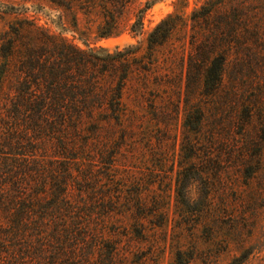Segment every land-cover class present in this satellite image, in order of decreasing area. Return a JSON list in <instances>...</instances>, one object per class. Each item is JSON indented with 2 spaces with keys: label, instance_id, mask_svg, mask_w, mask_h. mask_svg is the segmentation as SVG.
Returning <instances> with one entry per match:
<instances>
[{
  "label": "rangeland",
  "instance_id": "374dc122",
  "mask_svg": "<svg viewBox=\"0 0 264 264\" xmlns=\"http://www.w3.org/2000/svg\"><path fill=\"white\" fill-rule=\"evenodd\" d=\"M210 10L207 23L191 20ZM172 15L175 34L149 56V35ZM23 19L82 50L132 52L127 117L87 143L104 153L93 190L80 188L106 206L97 219L110 217L97 264H264V0H131L120 35L105 39L79 9L0 0V35ZM221 52L223 87L201 97V62ZM197 99L207 112L200 136L184 126Z\"/></svg>",
  "mask_w": 264,
  "mask_h": 264
},
{
  "label": "trees",
  "instance_id": "16d2710c",
  "mask_svg": "<svg viewBox=\"0 0 264 264\" xmlns=\"http://www.w3.org/2000/svg\"><path fill=\"white\" fill-rule=\"evenodd\" d=\"M46 1L70 12L82 11L97 25L100 39L120 35L131 2ZM211 12L203 16L196 12L191 20L207 23ZM176 18L168 17L149 35V56L172 39ZM195 49L197 55L206 54L202 43ZM131 54L82 50L26 19L10 24L0 35V264L100 262L93 254L104 248L102 226L110 217L105 211L108 216L97 219V211L106 206H97L93 192L89 195L80 187L84 182L90 186L95 159L104 153L87 143H97L95 135H101L104 126L121 125L127 117L123 96L133 73ZM215 55L201 62V97L223 87L228 59L223 52ZM16 68L20 75L14 79ZM205 107L197 99L186 114L184 126L195 136L205 128ZM80 140L86 145L82 147ZM53 146L58 157L49 155ZM76 186L79 201L73 199ZM87 194L92 198H84Z\"/></svg>",
  "mask_w": 264,
  "mask_h": 264
}]
</instances>
